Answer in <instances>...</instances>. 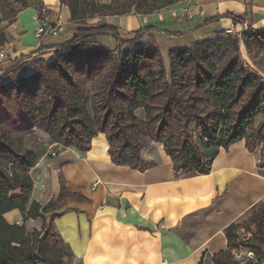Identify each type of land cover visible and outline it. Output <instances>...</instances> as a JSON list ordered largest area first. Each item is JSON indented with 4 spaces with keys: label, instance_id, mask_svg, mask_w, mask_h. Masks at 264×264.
Wrapping results in <instances>:
<instances>
[{
    "label": "trees",
    "instance_id": "obj_1",
    "mask_svg": "<svg viewBox=\"0 0 264 264\" xmlns=\"http://www.w3.org/2000/svg\"><path fill=\"white\" fill-rule=\"evenodd\" d=\"M179 1L59 3L68 8L72 24L82 25L96 17L148 16ZM0 8L10 10L0 22L10 23L27 4L0 0ZM246 15L224 17L242 25ZM97 28L110 33L114 49L95 40ZM97 28L77 29L62 50L54 52L52 61L35 59L29 64L31 73L0 84V264H65L71 254L54 229L58 215L48 220L44 216L61 210L68 201H86L62 183L58 197L47 205L29 202L33 181L28 172L36 158L35 148H27L24 139L34 130L46 134L51 144L81 153L101 134L110 162L138 172L155 166L143 160L141 150L160 143L176 177L208 175L220 149L244 140L250 153L261 144L257 168L264 170V81L239 56L240 43L248 53L264 51V28L240 37L218 31L214 38L171 48L168 69L156 43L141 42L153 28L129 33L106 24ZM5 42L0 29V47ZM76 43L81 45L71 49ZM139 110L142 119L136 115ZM13 210L22 213L24 221L40 219V229L27 232L24 225L7 223L3 216ZM224 235L227 248L213 256L212 264H264V205L244 222L230 225ZM239 248L253 258L236 260L233 252ZM196 264H204L203 259Z\"/></svg>",
    "mask_w": 264,
    "mask_h": 264
},
{
    "label": "crops",
    "instance_id": "obj_2",
    "mask_svg": "<svg viewBox=\"0 0 264 264\" xmlns=\"http://www.w3.org/2000/svg\"><path fill=\"white\" fill-rule=\"evenodd\" d=\"M24 1L27 8L19 11L12 22H0L6 38L0 49L9 56L3 64L6 70L21 57L52 61L54 51L40 48L65 44L82 27L70 22L69 10L60 6L59 0ZM185 6L193 8L196 15L180 31L159 30L152 25L150 19L154 16L160 23L174 20ZM40 7H46L63 26L57 38L43 44L34 37ZM228 13H247L245 23L250 30L264 28V0H180L152 15L105 16L92 23L106 24L124 33L153 28L141 42L152 39L164 63V52L168 54L171 48L188 47L229 28L240 31L242 26L224 17ZM65 34L70 37L60 41ZM158 38H162L164 48ZM175 40L180 42L173 44ZM31 70L27 64L9 74L7 80L17 78L18 72V77L25 76ZM136 115L143 118L141 110ZM24 141L27 148H35L36 158V165L28 172L33 181L30 203L47 205L58 197L62 183L69 192L86 199L68 201L61 210L44 216L48 220L52 214L58 215L54 229L71 254L65 264H196L200 259L212 264L213 256L227 248L225 230L244 222L264 205V170L257 168L261 144L250 153L241 140L218 151L208 175L176 177L160 143L141 150L143 160L155 166L138 172L110 162L108 144L101 134L92 139L87 152L65 148L55 158L48 155L51 143L46 134L34 130ZM3 217L11 225H24L27 232L39 230L42 224L40 219L24 221L17 210Z\"/></svg>",
    "mask_w": 264,
    "mask_h": 264
},
{
    "label": "rangeland",
    "instance_id": "obj_3",
    "mask_svg": "<svg viewBox=\"0 0 264 264\" xmlns=\"http://www.w3.org/2000/svg\"><path fill=\"white\" fill-rule=\"evenodd\" d=\"M17 7H18L17 5H14L13 8H17ZM7 16H10V10L0 8V20H1V18H6ZM96 18H98V17H96ZM96 18H94V19H96ZM92 20L93 19L84 20L83 24L81 25L82 26L81 28H83V29L94 28L95 29V28H97V26L102 24V23H92L93 22ZM150 20L152 22V25H154L156 27V29L166 30V31H174V30L180 31V29L184 26V24L191 22V20L179 22V21H176L175 19L174 20L166 19L164 23H160V22H157L158 18L156 16H154ZM244 25L246 26L245 22L240 26H242V28H243ZM100 29L101 28H97V29L93 30V34H95V40L101 42L102 45L107 49H114L115 48V42H114L113 38H111L110 33H106L104 30H102V29L100 30ZM246 29H247V31L246 32L244 31L243 33L244 34H246V33L250 34L251 30L247 26L245 27V30ZM146 33H150V31H148ZM146 33H145V35H146ZM69 37H70L69 34H67V35L65 34V36H63V38H60L59 40L64 41L65 38H69ZM161 39L162 38H160V39L158 38L159 45L161 48L162 47L164 48L165 44L163 43V40H161ZM178 42H180V40H175L173 42V44H178ZM61 46L62 45H54V48H53V46H51V47H49V50H53L54 52L59 51V50H62ZM239 56H240V59L243 62V64L246 66V68L248 70L256 73L264 81V77H263L264 76V51L253 50V51L248 53V51L245 49L244 45L242 43H240V45H239ZM163 57L165 59L164 63H166V65H167L168 59H167V54H165V52H164ZM22 58L25 60L19 61V62L15 61V63H14V61H12L10 68L7 70L6 75L3 77V79H1L0 84L5 85V84L10 83L13 80H15L16 78H13L12 80H7V76L16 70L23 68V66L30 64L31 62H33L36 59L33 57H22ZM18 75H20V72L16 73V77H18ZM1 97H2V99H5V96L1 95ZM260 120H261V118L256 119L255 123L257 124ZM37 131H39V130H37ZM47 215H49V214H47ZM247 252L248 251L246 249L239 248L238 251L233 252V254H234V257L236 260L241 261L247 257Z\"/></svg>",
    "mask_w": 264,
    "mask_h": 264
},
{
    "label": "built area",
    "instance_id": "obj_4",
    "mask_svg": "<svg viewBox=\"0 0 264 264\" xmlns=\"http://www.w3.org/2000/svg\"><path fill=\"white\" fill-rule=\"evenodd\" d=\"M194 9L191 7H182L174 16V19L176 21H190L195 17ZM37 27L34 31V37L37 40L38 44H43L47 39L50 38H57L63 31V26L59 23L58 18L56 16L52 17L49 14V10L46 7H40L37 11ZM245 25L243 26L242 30L236 31L234 28H229L224 31L225 35H232L240 37V35L245 30ZM53 51V50H51ZM9 56L7 55L6 51L2 48L0 52V80L3 79V77L6 75L7 70L3 67V64L5 63L6 59H8ZM22 59V60H21ZM25 59L18 58L13 60L15 61H23ZM14 65V64H13ZM63 148L58 146L57 144H51L48 148V155L50 158H55L57 154L62 150ZM247 258L252 259L253 255L250 252H247Z\"/></svg>",
    "mask_w": 264,
    "mask_h": 264
},
{
    "label": "water",
    "instance_id": "obj_5",
    "mask_svg": "<svg viewBox=\"0 0 264 264\" xmlns=\"http://www.w3.org/2000/svg\"><path fill=\"white\" fill-rule=\"evenodd\" d=\"M80 45H81V43L73 44V45H71V49H76V48H78Z\"/></svg>",
    "mask_w": 264,
    "mask_h": 264
},
{
    "label": "bare ground",
    "instance_id": "obj_6",
    "mask_svg": "<svg viewBox=\"0 0 264 264\" xmlns=\"http://www.w3.org/2000/svg\"><path fill=\"white\" fill-rule=\"evenodd\" d=\"M2 49H0V52H1Z\"/></svg>",
    "mask_w": 264,
    "mask_h": 264
}]
</instances>
